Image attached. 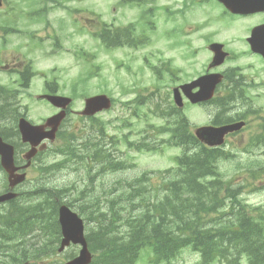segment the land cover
I'll return each instance as SVG.
<instances>
[{"label":"rangeland","instance_id":"374dc122","mask_svg":"<svg viewBox=\"0 0 264 264\" xmlns=\"http://www.w3.org/2000/svg\"><path fill=\"white\" fill-rule=\"evenodd\" d=\"M4 1H6L5 7L11 10L9 12L10 17L13 15L21 17L13 19L17 22L16 27L19 26L20 32L24 35H7L6 40L0 38V45L4 46V49L0 50V61L4 62L13 58L15 65H19L24 70L28 69L35 75L30 85L25 89L19 88V84L16 85V89L21 90L22 109L26 112L29 120L40 123V120L53 113L46 102H40L36 98L43 86L40 73H50L47 80L53 81L56 78L58 94L72 98L70 106L72 114L68 116L64 130L71 128L74 131H80L83 126L86 128L84 136L94 139V122L86 118L83 120V117H79L76 113L83 110L84 98L101 94L102 91H105V94L114 100L111 110L97 115V118L105 125V135L107 137L112 135L113 140L118 143L116 150L109 145L110 141L105 139L110 152H114L112 154L125 159L128 164H131V168L105 175L104 179L109 185L117 180L124 181L136 178L143 172L153 173L173 167L175 166L174 157L180 155L179 149L170 147H162L158 152L136 153L132 149L127 150L128 148L121 141L123 136L134 142L153 139L159 143L161 139H167V136H155V132L147 129V127L150 124H160V121L150 113L153 104L161 103L156 88L159 91L161 89L160 95L167 94L170 99L169 93L172 84H175V79L170 80L168 75L163 73V80L158 84L154 74L156 70L150 66L160 68L161 64L166 62L168 68L170 64L171 67L179 71L182 70V73L177 74L180 81L195 79L197 75L203 72L205 64L209 62L210 54L203 51L206 46L205 41L208 39L217 42L225 41L231 51V57L222 68L237 69L238 76L245 79L246 93L250 101L253 102L252 107L258 110L256 115L260 116L249 117L248 129L242 134L229 136L224 150L237 155L236 161L243 165L256 161L261 162L257 163L256 168L262 166L263 169L262 175L259 172L255 174L256 178L253 179V173L243 174V172L238 171L235 166L236 156H234L233 161L222 163L221 170L226 172L227 177L232 179L233 183L241 184L244 180H252V185L245 186L242 190L241 198L245 204L252 207L264 205V145L263 147H247L250 144L249 141H254L259 134L260 129L258 127L262 117H264V66L258 58L253 57L248 52L247 34L237 36L231 31L232 28L227 30L220 22L217 21L218 23H216L213 18L208 17L211 9L195 7V15L190 18L188 23L185 22V26L192 25L195 27V33L189 37L179 34V43L175 45V37L164 36V32L165 34L169 33L174 24L166 22V19L159 15L156 19L149 18L153 22L152 24L148 19H141L140 14L144 11L148 12L144 6L131 8L130 4H124L123 0H63L62 5L59 4L60 0H36L50 7L48 14L51 18L60 17L61 21L64 22L63 25H60L61 30L57 31L56 23L50 25L49 22V26L46 27L43 24L33 25L44 22L45 17L40 14L38 8L29 10L27 0V3L19 0ZM150 1L145 0V4H149L152 12H156L157 4L150 3ZM171 1L163 0L162 4L166 5ZM145 4L142 3V5ZM113 7L116 8V11L113 10ZM3 14L4 9L0 11V15ZM28 17H31L29 22ZM85 18H94V33L104 32V29L113 30L118 27L135 30V22L139 19L140 33L143 35H147L150 31L152 33L148 35L147 45L140 46L138 49L129 50L126 47L115 51L105 50L101 44L97 46L96 37L94 36L93 39L90 35L91 26L83 23ZM186 20L188 21V16ZM44 28H52L54 33L48 37L40 36ZM186 29L191 28L187 27ZM2 32L3 28L0 27V35ZM188 51H191L192 54ZM16 78V76L0 75V82L2 86H5ZM156 84L159 87H153ZM151 94L155 95L151 99V105L143 100L140 101L139 98L144 96L147 99ZM212 109L211 107L209 110L212 111ZM234 113L235 111H231L229 116L233 118ZM185 115L195 126L204 125L210 120L207 108L202 109V105L188 107ZM129 123H131L130 127L121 128L123 124ZM59 143L58 141L56 144ZM56 147L55 145L52 148ZM52 159L51 152L41 158L44 162L52 161ZM88 164L91 165L92 171L90 173L93 174L94 166L91 163ZM84 165L79 166L78 174L71 173L66 168L57 173H50L47 175V182L49 185L67 188V184L72 181L86 179L84 176H87V170L83 167ZM35 178L36 174L33 173L30 179ZM3 180V174L0 173V186ZM32 186L33 182L26 183L21 187V191L26 192ZM68 190L72 189L68 187L67 193ZM77 191L78 188L74 187L72 192L76 193ZM66 197L63 200L69 201V194ZM76 201L75 211L81 204V201ZM90 225L91 223L88 224V226ZM77 253V247L71 246L62 254H56L50 258V262L47 264H63L69 256ZM197 256L199 257L197 253L194 254L189 248H186L170 264H198ZM151 257L150 248H145L140 252L136 264H150L148 260Z\"/></svg>","mask_w":264,"mask_h":264},{"label":"trees","instance_id":"16d2710c","mask_svg":"<svg viewBox=\"0 0 264 264\" xmlns=\"http://www.w3.org/2000/svg\"><path fill=\"white\" fill-rule=\"evenodd\" d=\"M8 110L9 104L4 101L2 111L7 113ZM170 114L169 107L164 109V124L155 128L156 135L169 134L167 143L171 146L183 148L173 168L144 173L128 181L118 180L103 190V175L131 168V165L123 159L110 160L101 124L98 127L101 135H94V146L84 148L80 156L74 157V163L56 168H73L92 160L94 172L100 175L103 193H94V215H86L88 220L94 219V228L87 237L96 255L93 264H133L145 246H151L157 262L170 261L182 248L191 247L200 253L203 264L215 261L241 264L244 258L248 264H264V211L257 213L259 208L244 204L241 199L244 185L235 186L233 181L223 179L217 165L219 160L228 159V154L200 144L187 133L183 119L175 123ZM111 144L118 147L116 141ZM132 146L128 144V148ZM152 146L155 147L154 142L142 140L134 149L149 151ZM67 150L68 155L74 156L73 144L68 145ZM251 166L254 165H248ZM152 175L156 179H152ZM247 183L245 186L249 185ZM17 209L14 202L6 213ZM32 209L34 215L42 216V223L50 229V238L58 243L60 231L54 192L50 191L48 197L33 204ZM5 222L10 229L16 228L11 213ZM32 222L36 224V218ZM26 233L27 230L19 229L16 241ZM256 243L262 251L261 262L255 255L258 252ZM47 248L54 251L55 244H48ZM28 252L16 242L10 247H0V254L18 258L0 260V264H21L29 258Z\"/></svg>","mask_w":264,"mask_h":264},{"label":"water","instance_id":"95a60500","mask_svg":"<svg viewBox=\"0 0 264 264\" xmlns=\"http://www.w3.org/2000/svg\"><path fill=\"white\" fill-rule=\"evenodd\" d=\"M252 50L258 53H261L264 56V43H257L256 39L249 40ZM215 55L211 66H218L226 57V54L220 53V46H212ZM220 75H208L200 78L193 84L183 87L186 96L189 98L190 102L195 104L199 102H205L211 99L215 86L220 82ZM194 87H199V90L196 94H191L190 91ZM188 92V93H187ZM175 93V102L178 106H181L180 98L178 97L176 91ZM47 99L53 106L60 107L65 109L66 106L70 103L69 99L61 97H49ZM110 107V101L105 96H96L85 101V109L83 111L84 115L91 116L102 110H107ZM65 117V112L62 111L58 115L50 118L47 121V126L52 128L51 132L48 134L41 133V128L32 127L29 123L24 120H20L19 130L22 135V140L24 142H30L34 146L37 145L43 138L49 137L51 140L54 138V133L59 126L60 122ZM242 123H236L231 125H226L219 128L214 127H202L195 130L196 137L203 143L211 147L220 146L223 144L224 136L228 133L239 130L242 127ZM0 155L1 163L4 169L12 174V148L0 140ZM12 195L0 197V202L11 198ZM59 223L61 226L63 240L61 243L60 251L63 250L65 246H68L70 242L73 244H81L82 250L80 256L74 260L68 262L67 264H88L90 262V255L86 248L85 240L83 239L82 231V221L72 213L68 208L62 206L59 210Z\"/></svg>","mask_w":264,"mask_h":264},{"label":"flooded vegetation","instance_id":"af4514ba","mask_svg":"<svg viewBox=\"0 0 264 264\" xmlns=\"http://www.w3.org/2000/svg\"><path fill=\"white\" fill-rule=\"evenodd\" d=\"M142 1L145 0H123L124 4H130L131 8H137L144 6L147 11H144L140 14V18H146L148 15L153 14L152 9L150 8L149 4L142 5ZM163 0H151V3L157 4V15L163 16L164 19L170 20L174 23V30H179V21L182 24V27H184L185 22L188 23L192 15L195 14V7H199L202 9H211L210 14L208 17L213 18L215 21H219L222 23V25L229 29L231 26H238V30L235 32L236 35L238 34H247L248 36L251 35L253 30H255L257 27L264 25V0H172L169 4H162ZM63 0H60L59 4L62 5ZM59 5V6H60ZM237 13H234L232 10H235ZM259 9V10H256ZM113 10L116 11V8L113 7ZM188 16V21L186 20ZM140 20V19H139ZM85 21L91 25V28L94 29V18L85 19ZM190 27L191 29H184L183 30V36L189 37L190 35H193L195 32L193 31V27ZM186 27V28H187ZM110 35L113 37L116 36H123V29L118 30H111ZM112 37V39H114ZM125 37V36H123ZM205 38V37H204ZM212 42H217L213 40ZM211 42H208L206 46ZM219 43H222L224 45V48L227 49V43L225 41H221ZM121 46V44H119ZM123 48V45H122ZM0 68H4L7 71L15 72L20 78L22 82H24V70H19L17 66H14L12 63L5 62L3 66H0ZM233 68L231 69H225L222 67L215 68L211 71L205 70L204 73L207 72H222L223 77H231L233 74H231ZM179 73H182V70H178ZM174 79L176 85L179 87L181 84H184L187 81H180V77L174 74ZM228 80H225L224 84H227ZM195 91V90H194ZM29 169L26 171V174L28 175ZM4 179L6 180L5 176ZM4 180V181H5ZM28 183L33 182V179H28ZM26 182V183H27ZM1 191L0 192H7L9 191L7 181L2 182L0 186ZM21 189V186L16 188V191H19Z\"/></svg>","mask_w":264,"mask_h":264}]
</instances>
